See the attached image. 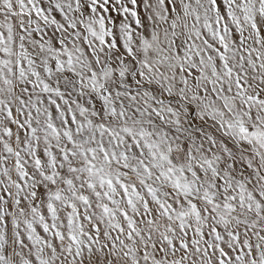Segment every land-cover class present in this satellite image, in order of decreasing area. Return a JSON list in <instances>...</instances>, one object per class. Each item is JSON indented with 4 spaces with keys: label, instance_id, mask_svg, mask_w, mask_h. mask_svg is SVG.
<instances>
[{
    "label": "snow or ice",
    "instance_id": "snow-or-ice-1",
    "mask_svg": "<svg viewBox=\"0 0 264 264\" xmlns=\"http://www.w3.org/2000/svg\"><path fill=\"white\" fill-rule=\"evenodd\" d=\"M0 264H264V0H0Z\"/></svg>",
    "mask_w": 264,
    "mask_h": 264
}]
</instances>
